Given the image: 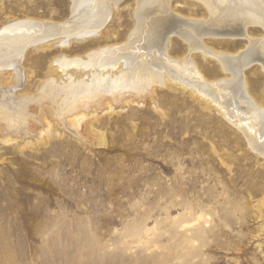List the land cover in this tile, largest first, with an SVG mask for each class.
<instances>
[{"label":"rangeland","instance_id":"1","mask_svg":"<svg viewBox=\"0 0 264 264\" xmlns=\"http://www.w3.org/2000/svg\"><path fill=\"white\" fill-rule=\"evenodd\" d=\"M105 1L92 4L95 17H109L96 36L61 43L65 36L55 32L42 42L43 30L9 31L10 22L51 23L68 34L84 29L89 18H78L91 7L74 13L73 0H0V60H16L22 71L15 81L16 71L0 65V101L8 103L12 90L14 99H30L22 129L0 125V264H264V154L254 146L264 144V69L256 61L262 50L248 48L244 37L202 34L209 26L234 32L243 9L254 14L257 6L250 0L248 8L238 6L244 0H211L210 7L202 0ZM139 17L147 22L139 49L121 51ZM170 17L194 27L177 23L160 52L155 36ZM195 25L210 55L190 46ZM246 25L258 45L264 28ZM102 50H111L103 58L127 53L122 68L56 63L89 61ZM211 53L248 55L252 62L237 79ZM126 58L150 63L156 79L133 81L128 74L104 91L108 80L102 79L122 74ZM168 59L174 80L161 70ZM181 78L213 84L223 107ZM223 81L232 89H217ZM48 84L59 87V104L38 107L32 99ZM83 86L97 91L95 97L69 110ZM79 114L84 121L74 125Z\"/></svg>","mask_w":264,"mask_h":264},{"label":"bare ground","instance_id":"2","mask_svg":"<svg viewBox=\"0 0 264 264\" xmlns=\"http://www.w3.org/2000/svg\"><path fill=\"white\" fill-rule=\"evenodd\" d=\"M96 1V0H95ZM94 0H73V11H74V13H76V12H78L79 10H82L84 7H91V9H89V10H87V11H85V12H83V13H81L80 15V18H78V20L79 19H82V20H84V22H85V19L86 18H89V22L88 23H85L84 25H83V27H84V29L83 28H81V29H79V30H70V29H68V34H67V32H66V34L64 33V31H61L62 30V28L61 27H59V26H57V25H52L50 22V24H47V23H45V22H40V21H37V22H34V21H30V20H24V21H13V23L12 22H10L9 24L11 25V27L10 28H12V29H10L9 31H11V30H13V29H15V30H17V29H25L26 30V32H27V30H28V32L29 31H31V30H33V29H37L38 30V32H39V30H43V35L42 36H44V35H49L48 34V32H55V34L57 35H62V36H65V38L62 40V38H60L61 40H62V42L61 43H66L67 42V40L71 37H74V38H84V37H86V36H89V35H91V34H96L97 32L99 33V29H102V28H100L103 24H105L104 22L106 21V20H104L105 19V17H107V16H104L103 18L101 17V16H99L98 17V15H97V17H95L96 15H95V13H94V9H93V7H95V4H94V6L92 7V4L95 2ZM100 1V0H99ZM102 1V0H101ZM104 2H106L105 0H103ZM116 1H118V0H116ZM138 1V0H137ZM146 1V0H145ZM155 1V0H154ZM202 1H205V3H206V6H208V7H210L211 6V4H212V2H211V0H202ZM214 1H216V0H214ZM222 1V0H221ZM226 1V0H225ZM245 1V4H241L240 2V5H238V6H242L243 5V7H249V6H247V4H246V0H244ZM113 2V1H112ZM142 2V1H141ZM229 2V1H228ZM241 2H242V0H241ZM251 2H253L254 3V5H256L257 6V10H255V11H257V12H255L254 14H253V11H251V10H244L243 9V12H242V18H241V20H240V22L238 23V25H236V27L234 28L235 29V31L234 32H230V31H221V30H214V29H212V27L210 28V26H209V28L207 27V28H205V29H203L202 30V34H203V36L204 35H210V34H212V36H228V37H231V38H234V37H244V38H246V39H248V41H249V43H250V47H248V48H251V47H255V46H258L259 48H260V50H262V58H263V60L261 59V60H256V61H258V62H260L261 63V65H262V67H263V69H264V38L259 42V44L257 45V41L255 42V41H251V38L245 33V29H246V27H247V25L246 24H248V22H252V23H256V24H259V25H261L263 28H264V0H250L249 1V3H251ZM111 3V2H110ZM147 4H148V2H146ZM106 4H108V3H106ZM145 4V3H144ZM153 4V3H152ZM230 4H231V2H230ZM98 5V4H97ZM115 5V4H114ZM219 5V4H218ZM225 5V4H224ZM249 5V4H248ZM251 5V4H250ZM108 6H109V4H108ZM143 6V5H142ZM150 6H151V4H150ZM215 6V5H214ZM213 6V7H214ZM226 6V5H225ZM231 6V5H230ZM103 7V6H102ZM110 7V6H109ZM255 6H253V8H254ZM98 8V7H97ZM100 8V7H99ZM219 8V7H218ZM236 8V7H235ZM234 8V9H235ZM101 9L102 8H100V11H101ZM106 9H108V8H106ZM105 9V10H106ZM142 9H145V7L144 8H142ZM149 9H151V8H149ZM214 9V8H213ZM256 9V8H255ZM94 10V11H93ZM97 10V9H96ZM152 10V9H151ZM151 10H150V12H151ZM215 10V9H214ZM217 10H219V9H217ZM83 11V10H82ZM109 11H110V9H109ZM154 11V10H153ZM152 11V12H153ZM210 11V10H209ZM235 11V10H234ZM242 11V10H241ZM211 12V11H210ZM214 12H216V11H214ZM218 12V11H217ZM228 12V11H227ZM236 12V11H235ZM104 13H106V12H104ZM103 13V14H104ZM108 13V12H107ZM213 13V12H212ZM221 13V12H220ZM233 13V12H232ZM239 13V12H238ZM94 14V15H93ZM109 14H110V12H109ZM138 14H140V13H138ZM215 14V13H214ZM75 15V14H74ZM100 15V14H99ZM106 15V14H105ZM108 15V14H107ZM156 15V14H155ZM216 15V14H215ZM227 15H228V13H227ZM239 15V14H238ZM139 16V15H138ZM150 16V15H149ZM224 16V15H223ZM237 16V15H236ZM101 17V18H100ZM146 17V16H145ZM154 17V16H153ZM157 17V16H156ZM227 17V16H226ZM107 18H109V17H107ZM140 18V17H139ZM152 18V17H151ZM166 18H167V16H166ZM169 18V17H168ZM221 18V17H220ZM222 18H224V17H222ZM148 19H150V18H148ZM160 19V18H159ZM87 20V19H86ZM138 20H140L139 21V26H137V28H136V30H134L133 31V33H131L132 34V37L131 38H129L130 40L128 41V43L127 44H125L123 47H121V51H125L126 52V50H131V49H134V51H135V49H137L138 48V40H140L141 39V37L143 36V34H144V30L146 29L143 25H145L147 22L146 21H144L142 18H140V19H138ZM185 20V19H184ZM223 20V19H222ZM226 20V19H225ZM224 20V21H225ZM227 20H228V18H227ZM232 20V19H231ZM88 21V20H87ZM86 21V22H87ZM167 21H168V19H167ZM193 21V20H192ZM219 21H221V20H219ZM229 21H230V18H229ZM228 21V22H229ZM47 22V21H46ZM78 22V21H77ZM82 22V21H81ZM150 22H153V20L152 21H150ZM68 23V22H67ZM80 23V22H79ZM149 23V22H148ZM177 23L178 24H180V25H178L179 26V28H183V27H185L186 26V28L188 29H192V27H194V26H192L189 22V24L187 23V21L185 22V21H183V20H178L177 19ZM177 23H175V22H173V19L170 17V19H169V25H168V27L166 28V29H163V30H161V31H159V32H157V35L155 36V37H157V40H158V42H159V46L157 47V49H159V51L161 52H163L164 51V49L166 48V46L168 45V43H169V39H170V36L174 33V32H176V26H177ZM200 23V22H199ZM204 23V22H203ZM214 23H216V22H212L211 23V25H214ZM219 24H220V22H218ZM222 23V22H221ZM225 23V22H224ZM150 24V23H149ZM148 24V25H149ZM153 24H154V22H153ZM162 24V23H161ZM194 24H195V22H194ZM206 24V23H205ZM230 24H231V22H230ZM9 25V26H10ZM78 25V24H77ZM166 25V24H165ZM190 25L192 26V27H190ZM61 26V25H60ZM81 26V25H80ZM163 26V25H162ZM177 26V27H178ZM198 26V25H197ZM196 25H195V30H194V34L196 35V36H194L193 38H192V41H190L191 43V45L190 46H192L193 48H195V49H200V50H202V51H204L203 53H210L211 51H209L208 49H205L204 47L205 46H203V45H200V36L202 35V34H198L197 32V30L199 29L198 27H197ZM208 26V25H207ZM6 27V26H5ZM4 27V28H5ZM16 27V28H15ZM63 27V26H62ZM76 27V26H75ZM90 27V28H89ZM103 27V26H102ZM145 28V29H143V28ZM148 27V26H147ZM153 27V26H152ZM157 28H158V26H156ZM161 27V26H160ZM202 27V26H201ZM225 27V26H224ZM229 27V26H228ZM8 28V27H7ZM69 28V27H68ZM178 28V29H179ZM185 28V29H186ZM202 28H204V27H202ZM215 28V27H214ZM64 30H65V28H63ZM72 29H75V28H73L72 27ZM83 29V30H82ZM150 29V28H149ZM148 29V30H149ZM190 29V30H191ZM194 29V28H193ZM219 29V28H218ZM224 29V28H223ZM5 30V29H4ZM147 30V29H146ZM159 30V29H158ZM3 31V30H2ZM71 31V32H70ZM154 31V30H153ZM200 32V31H199ZM23 33V32H22ZM148 33V32H147ZM177 33V32H176ZM182 33H184V32H182ZM186 33V32H185ZM13 34V33H12ZM16 34H18V33H16ZM155 34V33H154ZM187 34V33H186ZM183 35V37L184 38H188V36L187 35ZM21 35V34H20ZM23 35V34H22ZM24 35H25V33H24ZM28 35V34H27ZM36 35V34H35ZM39 35V34H38ZM38 35H37V37H38ZM182 35V34H181ZM17 36V35H16ZM33 36V35H32ZM93 35H91V37H92ZM96 36V35H95ZM187 36V37H186ZM10 37V36H9ZM13 37H15V35L13 36ZM18 37V36H17ZM25 37V36H24ZM23 37V38H24ZM47 37H45L44 36V38L42 37V39H40V41H42V40H45ZM70 38V39H71ZM87 38H89V37H87ZM8 39V38H7ZM20 39V38H19ZM25 39V38H24ZM69 39V40H70ZM55 40V39H54ZM58 40V39H57ZM75 40V39H74ZM84 40V39H83ZM191 40V39H190ZM18 41V40H17ZM17 41H15L16 43H17ZM28 41V40H27ZM72 41V40H71ZM21 42V41H20ZM43 42V41H42ZM47 42V41H46ZM157 42V43H158ZM29 43V42H28ZM40 43V42H39ZM137 43V44H136ZM202 43V42H201ZM19 44V43H18ZM27 44V43H26ZM32 44V43H31ZM35 44H38V42L37 43H35ZM55 44V43H54ZM59 44V43H58ZM143 45V44H142ZM23 46V45H22ZM24 46H25V44H24ZM62 46H63V44H62ZM151 47V46H150ZM165 47V48H164ZM191 47V48H192ZM23 48V47H22ZM24 49V48H23ZM109 49V48H108ZM120 49V48H119ZM139 49V48H138ZM252 49V48H251ZM257 49V48H256ZM21 50V49H20ZM19 50V51H20ZM118 50V49H117ZM207 50L209 51V52H207ZM249 50V49H248ZM254 50V49H253ZM252 50V51H253ZM99 51V50H98ZM96 52V53H92L91 55H90V58H91V60H89V61H81V60H73V61H70V59H69V61L68 60H59L58 62H56V63H58V65L59 64H61V63H63V64H65V65H63V67L64 66H69L70 67V65H71V63H73L72 65H80V67H82V65L83 66H85V68H90V67H92V66H106V67H108L109 65L110 66H112V67H114L115 66V69H116V67L117 66H119V67H121L122 65L119 63L120 61H121V59L122 58H125V56H126V54L125 55H123L122 53V55L121 54H119V55H114V56H112V57H109V58H103L102 56V54H104L103 52L105 51H111V50H102V51H100V52ZM22 52H23V50H22ZM114 52V51H113ZM112 52V53H113ZM131 52V51H130ZM129 52V53H130ZM136 52V51H135ZM137 52H139V51H137ZM152 52V51H151ZM251 52V51H250ZM111 53V54H112ZM118 52H116V54H117ZM166 53V52H165ZM259 53V52H258ZM20 54V53H19ZM18 54V55H19ZM131 54V53H130ZM133 54V53H132ZM135 54V53H134ZM164 54V53H163ZM106 56L108 55V54H105ZM136 55V54H135ZM138 55V54H137ZM150 55V54H149ZM162 55V54H161ZM210 55V54H209ZM211 55L212 56H215V58L217 59V61L219 62V64L221 65V67L224 69V70H226V71H230L231 73H232V75L235 77V78H239L240 76H241V72H242V70L245 68V67H247L251 62H252V60L251 59H249V57H248V55H246V53L244 54L243 53V55L242 56H245L246 55V57H245V59L244 60H239L240 59V55L237 57L236 56V58H230L229 56H227V55H222V54H212L211 53ZM258 55V54H257ZM20 56V55H19ZM127 56H129V55H127ZM153 56V55H152ZM167 56V55H166ZM7 57V56H6ZM5 57V58H6ZM17 57V56H16ZM151 57V56H150ZM128 58V57H127ZM127 58H126V62H125V66H127L128 68H126V70L125 69H123L124 70V72L122 73V74H118V76H116V78L115 79H113V81L111 80V81H109L110 80V77L109 76H107V77H109V79L108 78H104V79H102V80H108V81H105V83H104V88L106 89H104V91H107V87H112V84H113V87L115 88L116 87V84H117V82H120L119 80H121L123 77H126L128 74H130L131 75V80H140V79H145V80H147V79H153V80H155L156 79V73H154L153 72V68L151 67V65H150V63L148 64V63H140V62H137V58H136V61H133V60H127ZM132 58V57H131ZM167 58H169V57H167ZM244 58V57H243ZM14 59H16V58H14ZM143 59V58H142ZM233 59H236V60H233ZM7 60V59H6ZM135 60V59H134ZM164 60V59H163ZM15 61L16 60H10V61H3V60H0V65L2 64V65H4L3 67L4 68H8V67H11V68H13L14 69V71H16L15 73H16V80L15 81H19L20 79H21V72L22 71H20L21 69L20 68H18L17 67V65H16V63H15ZM122 61H124V60H122ZM54 63V62H53ZM120 65H119V64ZM165 64H166V66H161V70L162 71H164L165 73L163 74V76L164 77H168V79H171V80H174V77H173V71L175 70L173 67H172V65H171V62H169V59L168 60H165ZM173 64H175V63H173ZM72 65H71V68H72ZM232 65H234V67L232 66ZM55 66V65H54ZM110 66H109V68H110ZM143 66H147L146 68H143ZM68 67V68H69ZM75 67V66H74ZM76 67H79V66H76ZM172 67V68H171ZM233 67V68H232ZM2 68V67H1ZM10 68V69H11ZM61 68H62V66H61ZM67 68V67H66ZM105 68V67H104ZM122 68V67H121ZM120 68V69H121ZM190 68V67H189ZM9 69V70H10ZM12 69V70H13ZM58 69V68H57ZM79 69V68H78ZM114 69V68H113ZM112 69V70H113ZM144 69V70H143ZM146 69V70H145ZM11 70V71H12ZM55 70V69H54ZM62 70V69H61ZM65 70V69H64ZM64 70H62L63 72H64ZM72 70V69H71ZM83 70H85V69H83ZM111 70V69H110ZM79 71V70H78ZM81 71V70H80ZM104 71V70H103ZM151 72L150 74L148 73V72ZM9 72V71H8ZM196 72V71H195ZM10 73V72H9ZM11 73H13V72H11ZM65 73H66V71H65ZM76 73H78L77 71H76ZM90 73V72H89ZM121 73V72H120ZM193 73V72H192ZM101 74V73H100ZM102 75H103V73H102ZM98 76V75H97ZM106 76V75H105ZM134 76V77H133ZM13 77H14V75H13ZM133 77V78H132ZM196 77V76H195ZM52 78V77H51ZM91 78V77H90ZM99 78V77H98ZM129 78V79H130ZM50 79V78H49ZM198 79V78H197ZM47 80V79H46ZM53 80V79H52ZM101 80V79H100ZM195 80V79H194ZM14 81V80H13ZM79 81V80H78ZM46 82V81H45ZM12 83V82H11ZM180 83L181 84H183L185 87H188V88H191L193 91H196L199 95H202V96H204L205 98H209V99H211L213 102H215L216 104H218L219 106H222L223 107V105H222V102H221V100H219V97H215V93L216 92H214V91H212V87H214V85L213 84H209V83H207V82H205V81H203V80H195V81H192V82H190V81H187L186 79H184V78H181V80H180ZM8 84V83H7ZM6 84V85H7ZM19 84V83H18ZM59 84V83H58ZM115 84V85H114ZM5 85V84H4ZM11 85V84H10ZM15 85V84H14ZM14 85H11V88H16V86H17V83H16V85L14 86ZM21 85V84H20ZM49 86L47 87V89L45 88H42V90H40L41 91V94L39 93V95L38 96H36L35 98L36 99H32V101L33 102H35L36 103V105L39 107V106H41L44 102L45 103H48V104H52V106L54 105H56V104H59V101L57 100V99H59V98H56V97H58L59 95H60V93L59 92H56V91H58V90H60L59 89V87H56V86H52V85H50V84H48ZM60 85V84H59ZM2 86V85H1ZM8 86V85H7ZM6 86V87H7ZM216 88L217 89H232V87L233 86H231L229 83H227V82H225V81H223V82H220V83H217L216 85ZM85 87V89H86V91L84 92V93H82L81 94V96H79V97H76L74 100H71V101H68V102H70L69 104H67L68 105V108H69V110H74V108H76L75 107V105L77 104V103H81V101L82 100H85V101H89L91 98H94L95 97V95H96V92L97 91H92L91 90V88H90V86L89 87H87V86H83V88ZM112 87V88H113ZM90 88V89H89ZM237 88V87H236ZM243 88V87H242ZM5 89V88H4ZM239 89V88H238ZM240 89H241V84H240ZM2 90V89H1ZM7 90V89H6ZM63 91H64V89H63ZM234 91V90H233ZM241 91L242 92H244V90L243 89H241ZM108 92V91H107ZM1 93V92H0ZM10 94V93H9ZM50 95H52L51 97H50ZM241 95V94H240ZM7 96V95H6ZM22 96V95H21ZM33 96V95H32ZM221 96H223V94H221ZM18 97V96H17ZM20 97V96H19ZM18 97V98H19ZM55 97V98H54ZM246 96H244L243 94H242V98H245ZM2 98L3 99H5V95L2 93ZM7 99H9L8 100V103L6 102V103H3V100L2 101H0V125H2V127H4L5 128V130H10V129H12V130H18V129H22V127H23V125L25 124V121L27 120V118L29 117L28 116V113H27V111H28V109H27V102H29L30 101V99H29V97L27 96H23V97H20L19 99H14V95H13V90L11 91V95H10V97L8 98V97H6ZM33 98V97H32ZM239 98H241V96L239 97ZM5 101V100H4ZM57 106V105H56ZM253 111V113H251L252 114V117L253 118H255V119H258L259 118V116H260V113L258 112V111H256L255 109L254 110H252ZM84 118H85V115L84 114H79V115H77V116H75L74 117V125L75 124H77V125H79L82 121H84ZM47 125H49V124H47ZM47 128L49 129V126H47ZM253 133H254V135H259V137H261L262 135H261V133H257L256 132V130H253L252 131ZM261 135V136H260ZM255 144H254V146H255V148L257 149V150H259L260 152H262L263 154H264V144L262 143V144H258L257 142H254Z\"/></svg>","mask_w":264,"mask_h":264}]
</instances>
